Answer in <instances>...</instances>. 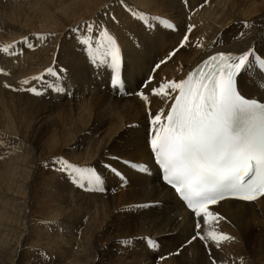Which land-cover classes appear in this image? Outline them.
Wrapping results in <instances>:
<instances>
[{"label": "bare ground", "instance_id": "6f19581e", "mask_svg": "<svg viewBox=\"0 0 264 264\" xmlns=\"http://www.w3.org/2000/svg\"><path fill=\"white\" fill-rule=\"evenodd\" d=\"M10 1L9 8L0 6V46L28 36L34 47L17 45L15 56L0 51V264H213V259L216 264H264V197L252 202L228 199L216 206L228 221H221L218 230L236 239L219 249L210 243L212 260L199 240L169 255L190 237L193 222L156 173L141 174L121 164L127 178L122 185L120 177L102 169L106 191L98 192L81 190L45 166L61 156L98 169L100 162L117 155L150 162L149 109L154 115L167 107L159 97L143 101L137 95L141 84L149 74H154L149 87L162 79L186 78L215 52L239 54L248 47L264 51V0H125L134 11L171 21L176 31L163 25L146 29L120 0ZM112 15L119 23L111 21ZM94 19L106 23L122 47L126 64L120 91L110 86L109 71L89 63L69 31ZM244 21L251 26L244 27ZM189 25L195 26L189 43L167 59ZM37 33L55 35L38 41ZM160 61L166 62L153 73ZM50 66L67 69L64 79L71 95L13 90ZM131 151L136 152L129 156ZM144 203L158 206L136 207ZM143 237L159 239L163 249L150 250ZM125 239L131 244H121ZM162 250L166 252L156 254Z\"/></svg>", "mask_w": 264, "mask_h": 264}, {"label": "snow or ice", "instance_id": "6c2138e0", "mask_svg": "<svg viewBox=\"0 0 264 264\" xmlns=\"http://www.w3.org/2000/svg\"><path fill=\"white\" fill-rule=\"evenodd\" d=\"M120 4L148 30L161 25L168 29L174 28L173 23L167 19L149 17L142 11L132 10L125 4V0H120ZM101 15L108 13L102 12ZM110 19L113 23H119L114 15ZM151 21L158 23L153 24ZM243 24L244 27L251 26L248 21ZM194 27L188 26L183 40L167 59H171L189 43V34ZM69 31L87 54L89 63L109 71L110 86L117 91L123 89L122 69L126 61L122 47L110 27L94 19ZM34 35L36 40L44 41L55 34ZM243 35L241 32L240 36ZM17 45H26L28 49L34 47L29 37L25 36L20 41L0 46V51L15 56ZM196 46L203 47V44L197 41ZM18 51L22 53L23 48ZM165 62H158L153 73ZM3 71L0 68V72ZM66 73L67 69L50 66L39 75L21 80L22 87L13 90L36 96L45 95L49 91L71 95L64 79ZM46 75L52 77V80H46ZM153 80L154 74H149L141 84V91L137 93L145 102H149L150 96L159 97L167 107V111L161 108L154 115L149 109L147 136L150 162L125 160L117 155L111 161L100 162L98 169L95 165L78 166L61 156L53 157L45 162V166L64 174L69 183L81 190L104 192L106 188L102 169L120 177L123 185L127 183V178L119 165L141 174H148L152 171L149 165H155L157 178L189 210L193 222L192 234L185 244L176 253L169 255L179 254L183 247L199 240L211 256L208 248L210 243L219 249L222 243L236 239L218 230L221 221H228L216 206L228 199L252 202L264 197V102H258L264 101V97L255 96L256 92H264V51L252 47L239 54L219 51L202 60L186 78L162 79L157 82V86L149 87ZM5 86L12 87L8 84ZM145 88L148 89L147 94L143 91ZM156 206L158 204L155 203L136 205L139 209ZM142 239L150 250L161 246L157 238ZM121 244L130 245L131 240H122ZM29 250L37 254L41 251ZM213 264H216L215 259Z\"/></svg>", "mask_w": 264, "mask_h": 264}, {"label": "rangeland", "instance_id": "374dc122", "mask_svg": "<svg viewBox=\"0 0 264 264\" xmlns=\"http://www.w3.org/2000/svg\"><path fill=\"white\" fill-rule=\"evenodd\" d=\"M1 2H2V4H0V6L1 7H3V8H9V6H12V4H13V1H10V0H1ZM18 4H22L23 5V2H19ZM25 7V6H24ZM96 15V13L95 14H93V15H91V16H88V17H85V18H88V19H92L94 16ZM76 24V23H75ZM71 27V26H70ZM172 30L173 31H176V28H172ZM69 32V31H68ZM68 32H66L64 35H63V40H64V37H66V36H68ZM64 33V32H63ZM63 33H61L60 34V36L63 34ZM162 38L164 39V37L162 36ZM151 46V45H150ZM149 46V47H150ZM134 152H136V151H131L130 153H129V156L132 154V153H134ZM126 156V155H125ZM125 158H128V157H125ZM175 243V241L172 243V244H174ZM160 249H163V248H161L160 247ZM166 252V250H162V252H160V253H156L157 255H162V254H164ZM129 253V252H128ZM131 255H135V253H130L128 256H131ZM110 259H115V255H113V256H111L110 257ZM181 264H190L188 261H182V263Z\"/></svg>", "mask_w": 264, "mask_h": 264}]
</instances>
